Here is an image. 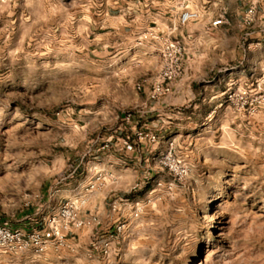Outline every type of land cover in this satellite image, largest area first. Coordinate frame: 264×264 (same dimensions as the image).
<instances>
[{
	"label": "rangeland",
	"instance_id": "1",
	"mask_svg": "<svg viewBox=\"0 0 264 264\" xmlns=\"http://www.w3.org/2000/svg\"><path fill=\"white\" fill-rule=\"evenodd\" d=\"M64 2L68 4L71 0ZM20 3L23 4V0ZM102 7L107 9V4ZM111 12L109 15H119L114 13L115 10ZM23 15L25 12L20 7L15 9L10 18L15 21L12 25L15 31L9 48L15 47L19 41L20 18ZM7 23V17L0 18V28H4ZM149 30L153 31V37L146 40L145 45L130 49L129 54L122 57L121 69L130 66L134 56L145 61L155 60L157 65L162 63L159 50L160 38L164 35L156 32L152 24L148 25L147 22V28L141 31L147 36ZM105 31L108 29H97L96 34L102 35ZM57 35L61 33L58 31ZM94 38L88 37L90 40ZM247 43L259 42L251 39ZM259 46L260 51L264 52V43ZM28 51L34 53L35 46ZM96 51L95 46L89 48L93 60L96 59ZM7 52L8 49H5V53L0 55V179L10 174L30 173L32 181L29 182L26 177L19 182V186L26 197H37L39 204L44 207L38 212L36 205L18 202L20 198L12 192L7 201L5 194L0 193V201H5L0 205V240L8 239L11 231L14 238L26 245H36L32 249L34 252L46 241H55L59 247L61 229L52 221L56 219L58 210L61 216L70 217L72 209L67 207L68 198L54 199L56 193L50 180L36 183L39 180L36 172L41 164L47 168L60 167L64 163L71 166L66 185L68 194L89 192L100 178L99 175L90 177L88 169L94 164L110 170L118 184L121 177L128 175L131 179V174L140 170L142 182L137 180L138 186L134 189L125 191L122 187H116L117 196L111 198L103 195L102 191L91 196L93 200L107 205L106 214L98 217L100 223L92 228L94 237L82 239V232L86 229H82L81 233L68 232L63 235L66 245L83 244L81 252L88 254L85 256L88 264L92 260L104 264L106 252L113 246L116 249L114 264H137L140 259L149 260V264H227L236 243L229 235L234 213L247 215L249 225L254 220L264 224V183L253 181V186L243 187V178L255 174L252 166H249L248 173L237 174V163L223 167L218 163V159L223 158L221 153L203 151L197 154L193 151V143L188 148L192 155L189 157L188 153H184L183 157L185 161L191 160L197 165L199 182L193 180L180 200L169 203L166 213L168 223L163 227L148 226L164 219L156 211V206L158 201L163 202L161 198L168 191V186L174 183L178 188L185 187L182 183L183 173L173 170V166L179 167L181 156H169L168 145L171 140L180 137L198 142L202 137L214 135L215 142L219 144L227 135L224 125L232 118L233 110L239 103L236 92L241 81H247L252 88H258L259 81L264 79V64H261L264 55L257 56L249 49L246 55L242 53L211 71L203 69L204 77L192 80L188 88L194 98L187 106L180 107L156 106L159 94L153 91L157 85L149 83L156 73L150 69L145 70L135 77L132 84L124 82L122 104L114 113L115 119L110 116L102 126H91L86 135L88 140L93 141L92 151L82 152L70 147L79 139L74 134V128H83L88 120L93 119L92 113L99 111L102 102L98 101L95 105L70 103L62 98L60 85L54 79L55 73L41 65L54 67L64 59L63 54L41 56L36 60V67H33L23 56L13 62ZM192 72V69L189 70L190 74ZM82 75L88 78L86 73ZM175 82L164 81L159 86H167L172 91ZM150 93L153 95L149 96ZM257 97H264V90L243 102L244 116L251 114ZM50 98L51 106H48ZM42 100L46 102L45 105L41 104ZM146 107L151 110L146 111ZM239 122L237 119L229 127L234 129ZM253 134L260 136L259 132ZM251 147L264 150V143L260 140L252 141ZM222 151L230 156L236 155L228 149ZM10 155L17 157L15 163L8 158ZM262 163L264 161L256 162V167ZM244 165L245 161L241 157L239 166ZM144 168H147L146 175ZM30 183L34 186H26ZM57 183L60 184V181ZM117 197L123 212L113 215L112 206ZM145 204L151 205L148 215L138 212ZM86 215L91 221L88 227H91L95 221L90 211ZM136 223H144L146 226L137 229ZM141 235L155 236L163 252L152 254L151 241H140L147 247L143 251L130 253ZM65 250L71 249H61Z\"/></svg>",
	"mask_w": 264,
	"mask_h": 264
},
{
	"label": "clouds",
	"instance_id": "2",
	"mask_svg": "<svg viewBox=\"0 0 264 264\" xmlns=\"http://www.w3.org/2000/svg\"><path fill=\"white\" fill-rule=\"evenodd\" d=\"M104 4H107L106 10L102 7ZM20 7L25 12L20 18V38L15 47L9 48L15 31L12 28L15 21L10 18L14 15L15 9ZM153 9H156L155 14ZM112 10H119V15H109ZM167 12H170L171 16L166 17ZM5 17L8 18V23L4 28H0V40H2L0 55L8 49L7 55L13 62L19 61L23 56L32 63L33 67H36V60L41 56L63 54L64 59L58 61L54 67L41 65L49 72L55 73L54 79L60 85L59 92L62 98L70 103L95 105L98 101L102 102L99 111L92 113L93 119L88 120L83 128H74V134L79 136L78 141L70 146L74 151H92L93 141L87 139L86 132L91 130V126H102L110 116L115 119L114 113L122 104L121 92L125 89L124 82L128 81L132 84L135 77L145 70L150 69L156 73L154 79L149 81L157 85L156 93L159 95L156 106L180 107L187 106L194 98L188 88L192 80L204 77L203 69L207 68L211 71L217 65L227 64L230 59H236L242 53L246 55L249 49L257 56L264 55L259 45L247 43L249 38L260 37L264 40V0H143V2L141 0H71L68 4L64 0H23V4L20 0H0V18ZM93 17H99V20ZM148 21L157 23L159 27L156 31L164 33L163 38H160V50L165 53L164 61L157 65L155 60L145 61L134 56L130 66L121 69L122 57L128 55L130 49L145 45V41L153 37L152 30H149L147 36L141 31L147 28ZM101 28L108 31L102 35L96 34V30ZM58 31L61 33L59 36ZM89 36L95 38L90 40ZM171 36L183 37V44L180 41L171 43L168 39ZM33 46L35 52H29L28 49ZM92 46L97 49L95 60L89 52ZM184 53L189 56L187 61H184ZM185 63L187 67L183 66ZM189 69L194 70L192 74L189 73ZM83 73L87 74V79L84 78ZM164 76L170 77L174 82L179 78V84L175 85L176 92L159 87L163 83ZM262 90H264V79L259 81L258 88H252L247 81H241L236 92L239 103L233 110L232 118L224 125L227 135L219 144L215 142L214 135L208 138L202 137L198 142L187 141L180 137L171 140L168 145L169 156L173 154L181 156L179 167L173 166V170L183 173L182 183L185 187L178 188L174 183L168 186V191L161 198L163 202L158 201L156 206V211L164 219L149 224V227H163L168 223L166 213L169 203L180 200L193 180L199 182L197 165L191 160L185 161L183 157L184 153H188L189 157L192 155L188 152V148L193 143H195L193 151L197 154L203 151L221 153L223 158L218 159V163L223 167H229L233 162L237 163V174L248 173L251 165L255 174L243 178L244 188L253 186V181L264 183V163L256 167V162L264 161V150L251 147L252 141L260 140L264 143V97L255 99L249 116H244L243 110V102L250 96L255 97V94ZM151 95L153 94L150 93L149 96ZM45 103L44 100L41 101L42 105ZM47 105L51 106V98L47 101ZM145 110L151 109L146 107ZM237 119L240 122L234 129L230 128L229 125L236 123ZM255 132H259L260 136L254 135ZM58 142L63 143L62 140ZM224 149L236 155L230 156L222 151ZM241 157L245 161L243 167L239 166ZM8 158L13 159L14 163L17 159L11 155ZM70 168L71 166L66 163L54 168H47L46 165L41 164L36 172V176L39 177L36 183L44 180L52 182L56 193L54 199H69L67 207L72 209V215L61 216L58 210L56 219L52 221L61 229L59 247L55 241H46L34 252L32 249L37 247L36 245H26L14 238L9 231V238L0 240V264H61V260L63 264H88L85 259L88 254L81 252L83 244L66 245L63 235L68 232L81 233L82 229H86L82 232V239L94 237L95 232L92 228L100 223L97 218L106 214L107 205L93 200L91 196L97 191H102L103 195L111 198L117 196L116 187L130 191L138 186L137 180L142 182L139 169L131 174V179L128 175L121 177L118 184L110 170L94 164L88 169L90 177L99 175L100 178L89 192L68 194L66 185ZM159 168L160 166L157 165V169ZM143 172L146 175L147 168H144ZM26 177L29 182L33 179L30 173L10 174L0 179V193L5 194L7 201L9 193L12 192L20 198L18 202L34 204L39 212L44 205H40L39 199L35 196L26 197L19 186V182ZM57 181H60V184ZM26 186L34 185L30 183ZM5 201H0V205ZM89 211L92 220L95 221L91 227H88L91 221L86 215ZM122 212L123 208L117 197L112 206V214ZM138 212L148 215L151 212V205H142ZM247 219L248 216L243 213H234L229 235L236 243L232 258L227 264H264V224L256 223L254 220L249 225ZM145 226L144 223L135 224L137 229H143ZM140 241H151L152 254L162 253L164 250L155 236L141 235L139 241L130 249V253L143 251L147 247ZM67 248L71 250L61 251ZM115 253L114 246L108 249L104 264H114ZM91 264H101V262L92 260ZM137 264H149V260L140 259Z\"/></svg>",
	"mask_w": 264,
	"mask_h": 264
},
{
	"label": "crops",
	"instance_id": "3",
	"mask_svg": "<svg viewBox=\"0 0 264 264\" xmlns=\"http://www.w3.org/2000/svg\"><path fill=\"white\" fill-rule=\"evenodd\" d=\"M141 2H143V0H141ZM124 7H127V5H124ZM106 10V9H105ZM155 12H156V9H153V13L155 14ZM109 13H112V12H109ZM114 13H117V14H119V10H115V12ZM165 15H166V17L167 16H171V13L170 12H167V13H165ZM134 18V17H133ZM97 20H99V18H97ZM150 24H152V28L156 31L157 29H158V27H159V25L157 24V23H155V22H153V21H148V25H150ZM170 26H171V23H170V21H169V23H168V27L170 28ZM156 32H158V33H160L161 35H164V33L162 32V31H156ZM187 35V33H185V36ZM171 37H174V38H177V39H179L180 41H181V43L183 44V37H177V36H171ZM251 39H254V40H256V41H258L259 43H257V45H259V44H261V43H264V40H262L260 37H256V38H249V40H251ZM189 59V56H188V54L186 53V60H184V61H187ZM186 64V63H185ZM187 67V66H186ZM189 70H191V69H189ZM193 70V69H192ZM194 71V70H193ZM176 84H179V80L178 81H176L174 84H173V89H172V92H176L177 91V89H176Z\"/></svg>",
	"mask_w": 264,
	"mask_h": 264
},
{
	"label": "built area",
	"instance_id": "4",
	"mask_svg": "<svg viewBox=\"0 0 264 264\" xmlns=\"http://www.w3.org/2000/svg\"><path fill=\"white\" fill-rule=\"evenodd\" d=\"M245 10H247V7H245ZM171 27V26H170ZM168 39H169V41L171 42V43H173V44H175L177 41H180L179 39H177V38H174V37H168ZM181 42V41H180ZM182 44V43H181ZM255 44H257V43H255ZM247 47V46H246ZM160 48H161V45H160ZM159 53H160V57H161V61L163 62L164 61V59H165V53L163 52V51H161V50H159ZM184 60H186V53H184ZM177 63H180L179 61H177ZM261 64H264V61L261 63ZM172 82L173 81V79H171L170 77H168V76H164V80H163V82ZM160 87V86H159ZM161 88V87H160ZM156 89H157V87L154 89V91H153V93H155L156 94ZM163 89H165V90H169V88L167 87V86H165V88H163ZM1 231H0V235H1Z\"/></svg>",
	"mask_w": 264,
	"mask_h": 264
}]
</instances>
